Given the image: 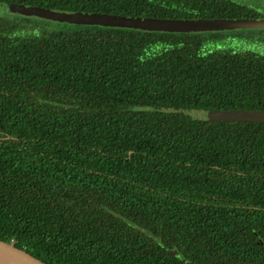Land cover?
I'll use <instances>...</instances> for the list:
<instances>
[{"label": "trees", "instance_id": "obj_1", "mask_svg": "<svg viewBox=\"0 0 264 264\" xmlns=\"http://www.w3.org/2000/svg\"><path fill=\"white\" fill-rule=\"evenodd\" d=\"M0 5V241L45 264H264V124L189 114L264 110L261 51L230 45L231 30L42 35L7 10L190 20L260 19L257 8Z\"/></svg>", "mask_w": 264, "mask_h": 264}, {"label": "water", "instance_id": "obj_2", "mask_svg": "<svg viewBox=\"0 0 264 264\" xmlns=\"http://www.w3.org/2000/svg\"><path fill=\"white\" fill-rule=\"evenodd\" d=\"M14 16L37 17L45 20L83 26H101L105 28H124L147 32L195 33L217 32L235 29H264L262 19H160L134 18L99 13H62L35 6L15 5L8 7ZM194 119L210 122H241L264 124V110H192ZM0 256L10 264H45L29 253L0 241Z\"/></svg>", "mask_w": 264, "mask_h": 264}, {"label": "rangeland", "instance_id": "obj_3", "mask_svg": "<svg viewBox=\"0 0 264 264\" xmlns=\"http://www.w3.org/2000/svg\"><path fill=\"white\" fill-rule=\"evenodd\" d=\"M244 2L254 6L260 12L262 18H264V0H243ZM6 8L0 5V14H6ZM11 16V15H10ZM260 18V19H262ZM11 20L25 24V21L32 24L34 30H37L39 34L42 35H61L66 33H71L77 30L79 26L63 22H55L50 20H45L37 17H27V16H12ZM25 27V25H23ZM26 29H24L25 31ZM29 33L35 34L31 29H27ZM230 45L236 44L240 47L242 43H247L248 47L253 48L257 52H262L264 54V29H235L228 33ZM37 35V34H35Z\"/></svg>", "mask_w": 264, "mask_h": 264}, {"label": "bare ground", "instance_id": "obj_4", "mask_svg": "<svg viewBox=\"0 0 264 264\" xmlns=\"http://www.w3.org/2000/svg\"><path fill=\"white\" fill-rule=\"evenodd\" d=\"M0 264H10V263L0 256Z\"/></svg>", "mask_w": 264, "mask_h": 264}]
</instances>
